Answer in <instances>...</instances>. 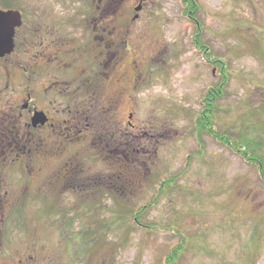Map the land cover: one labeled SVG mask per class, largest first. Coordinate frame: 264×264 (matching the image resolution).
Masks as SVG:
<instances>
[{
  "label": "rangeland",
  "instance_id": "rangeland-1",
  "mask_svg": "<svg viewBox=\"0 0 264 264\" xmlns=\"http://www.w3.org/2000/svg\"><path fill=\"white\" fill-rule=\"evenodd\" d=\"M12 3L34 22L45 15L64 28L72 17L76 28L85 29L74 32L78 47L88 43L99 12L118 14L125 36L117 70L128 77L124 123L139 131V140L126 135L120 162L86 142L71 152L72 166H65L67 152L59 164H45V209L30 202L20 208L30 232L14 233L12 253L43 264H164L181 234L185 250L174 264H264V182L258 170L208 135L198 155L195 118L220 73L196 50L195 27L183 16L181 0ZM198 3L203 41L231 73L227 98L215 113L217 127L236 138L246 130L249 137H264V0ZM85 60L77 58L72 76L89 69ZM59 74L68 75L63 69ZM31 185L35 193L37 183ZM136 213L152 229L137 226ZM68 224L72 228L65 230Z\"/></svg>",
  "mask_w": 264,
  "mask_h": 264
},
{
  "label": "flooded vegetation",
  "instance_id": "flooded-vegetation-1",
  "mask_svg": "<svg viewBox=\"0 0 264 264\" xmlns=\"http://www.w3.org/2000/svg\"><path fill=\"white\" fill-rule=\"evenodd\" d=\"M13 1L0 0V14L14 12L21 21L13 49L4 47L0 55V264H43L38 257L12 253L9 245L16 233L30 232L21 212L27 202L45 209V164H59L67 152L65 166H72L76 146L86 142L100 148L103 157L114 155L120 162L126 135L139 140V131L130 121L124 123L123 80L128 77L117 70L125 36L118 14L99 12L88 43L78 47L74 32L85 29L76 28L72 17L63 22L64 28L61 22H46L45 15L34 22L33 15ZM81 57L92 65L72 76ZM62 69L67 76L59 74Z\"/></svg>",
  "mask_w": 264,
  "mask_h": 264
},
{
  "label": "trees",
  "instance_id": "trees-1",
  "mask_svg": "<svg viewBox=\"0 0 264 264\" xmlns=\"http://www.w3.org/2000/svg\"><path fill=\"white\" fill-rule=\"evenodd\" d=\"M181 5L183 7V16L191 21L195 27L193 42L195 43L196 50L201 54L204 61L210 65L215 70L220 73V77L217 83L209 88L202 100V110L201 114L195 118L194 136L200 147L199 156L202 155L203 149L205 148V143L203 135L211 136L218 144L231 150L237 156L243 158V160L248 163V165L256 167L259 173V177L264 182V137L263 136H248V130L242 132L237 138L230 131H221L217 127L215 120L216 110L219 109V104L221 101L227 97V85H229L231 79V73L229 71V65L221 60L214 59L211 56L210 48L203 41V25L197 14L201 12L200 4L198 0H181ZM247 132V133H246ZM259 178V179H260ZM139 214H135L134 220L137 226L145 227L139 218ZM65 230L72 228V225H63ZM145 228L152 229L146 226ZM181 242L174 247L171 252L165 258L164 264H174L180 257V254L185 250V239L184 235H181ZM71 238V237H70Z\"/></svg>",
  "mask_w": 264,
  "mask_h": 264
},
{
  "label": "water",
  "instance_id": "water-1",
  "mask_svg": "<svg viewBox=\"0 0 264 264\" xmlns=\"http://www.w3.org/2000/svg\"><path fill=\"white\" fill-rule=\"evenodd\" d=\"M139 11V9H137ZM0 21H3L0 24V55L5 52L4 47H7L9 51L13 49V37L15 29L21 25L20 16L14 12L7 14H0ZM13 22L11 24H4V22Z\"/></svg>",
  "mask_w": 264,
  "mask_h": 264
}]
</instances>
